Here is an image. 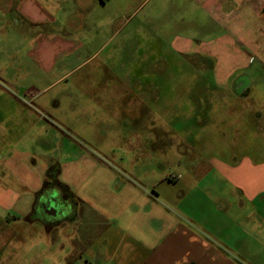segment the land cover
Instances as JSON below:
<instances>
[{
  "label": "rangeland",
  "instance_id": "obj_1",
  "mask_svg": "<svg viewBox=\"0 0 264 264\" xmlns=\"http://www.w3.org/2000/svg\"><path fill=\"white\" fill-rule=\"evenodd\" d=\"M12 2L4 15L0 1V264H134L144 189L173 223L229 224L247 207L230 177L242 161L264 165V56L244 16L221 20L216 0ZM21 4L51 22L33 24ZM241 66L232 93L216 85ZM48 168L77 199L42 221L33 188ZM250 250L239 262L264 264Z\"/></svg>",
  "mask_w": 264,
  "mask_h": 264
},
{
  "label": "crops",
  "instance_id": "obj_2",
  "mask_svg": "<svg viewBox=\"0 0 264 264\" xmlns=\"http://www.w3.org/2000/svg\"><path fill=\"white\" fill-rule=\"evenodd\" d=\"M0 1L3 4L2 12L5 15L11 11L13 2L12 0ZM227 4H231L232 8L225 10L224 6ZM101 5H104V3L101 2ZM16 11L20 16L32 21L33 24L44 25L46 22H51L48 19H44L45 23L43 22L47 11L42 7H39L34 15L30 14L31 11H25L23 4L18 6ZM210 11H213L216 17L230 23L235 22L236 17L239 15L244 16L246 18L244 21L248 25V34H251L249 36L251 48L256 49L264 56V0H216ZM258 32L261 39L260 45L254 39V34ZM55 39L51 38L49 41H45V46L47 48L53 47L56 44ZM238 45L240 46V44ZM254 59L256 58L253 57V60H250L252 61L251 64L255 63ZM246 69L248 70L249 67L242 68L241 66L231 69L229 80L226 81L222 79L223 77H220L216 85L222 90L227 88L232 93V87L237 84L241 77L245 76L243 71ZM99 84L102 83H92L91 86L103 87L98 86ZM103 84L106 87H115L109 86V82H103ZM78 109L83 110V107ZM88 109L91 110L92 107H88ZM243 162L236 167L230 181L236 187V191L240 192L236 196L235 203L238 202L237 205L240 203V205H247V207L240 208L237 213L226 216L231 221L229 224L224 222L212 224V220L203 219L202 214L197 215L199 217L197 221L201 220L207 223L210 220L206 227L173 223L171 213H165L164 216L156 214L157 210L153 206L162 197L156 194L153 188L150 193L147 189H144V195H141L142 193L137 194L136 196L143 199L144 203L141 204V211L133 216L136 235L132 236V244L139 249V252H145L146 255L133 256V260L130 262L141 264L146 260L144 264H241L239 259L250 260L258 253L252 254L250 249L258 247L260 250H264V219L262 217L264 215V165L252 167L249 165L250 163ZM45 173L46 171L43 173L41 190L36 193L38 188H33L35 191L34 202L39 199L41 193L45 196H53L54 199L57 198L59 201L62 199L65 203L68 195L73 201L77 199L76 193L73 192L74 186L71 184L73 183L71 178L57 181L55 177L49 176L46 178ZM166 179L170 181L172 178ZM52 187H55V191L51 190ZM218 201L219 209L225 210V205L219 199ZM146 207H149L150 210L145 211ZM31 210H33V205ZM151 219L159 220L161 226L159 228L149 226L147 222ZM109 231L110 229L108 230V237L111 238L112 235ZM103 238L107 237L104 235ZM121 240L118 239L117 242L119 243ZM215 245H218V248ZM227 246L231 247V252L226 250Z\"/></svg>",
  "mask_w": 264,
  "mask_h": 264
},
{
  "label": "water",
  "instance_id": "obj_3",
  "mask_svg": "<svg viewBox=\"0 0 264 264\" xmlns=\"http://www.w3.org/2000/svg\"><path fill=\"white\" fill-rule=\"evenodd\" d=\"M53 191H55V190H53ZM47 198L49 199V202H47L45 204L49 205V209L45 210V213L50 216L53 213H56V211L59 209V206L55 204V199L53 198V196H51V197L48 196ZM43 201H44V198L43 197H39V199L36 201V206L34 207L35 209H33V217H36L37 219H39L38 217H42V213H39L40 214V216H39L36 212H37L38 209H40V210H41V208L43 209V207L41 206V205L44 206ZM59 211H60V209L57 212H59ZM47 212H49V213H47ZM56 215H58V214H56Z\"/></svg>",
  "mask_w": 264,
  "mask_h": 264
},
{
  "label": "flooded vegetation",
  "instance_id": "obj_4",
  "mask_svg": "<svg viewBox=\"0 0 264 264\" xmlns=\"http://www.w3.org/2000/svg\"><path fill=\"white\" fill-rule=\"evenodd\" d=\"M51 190H55V187H52L51 188ZM44 195V194H43ZM45 196V195H44ZM46 197H48V195H46L45 197H43L44 198V201H43V203H44V206L43 205H41L42 207H43V209L41 208V210L40 209H38L37 210V214L40 216V214L39 213H42V217H38L40 220H42V221H46V220H48L49 219V215L48 214H46L45 213V210H48L49 209V205L48 204H45V203H47V202H49V199L48 198H46ZM56 197V196H55ZM46 199V200H45ZM55 204H59V200L57 199V198H55ZM58 200V201H57ZM42 204V203H41ZM35 209V208H34ZM35 211V210H34ZM35 213V212H34Z\"/></svg>",
  "mask_w": 264,
  "mask_h": 264
},
{
  "label": "trees",
  "instance_id": "obj_5",
  "mask_svg": "<svg viewBox=\"0 0 264 264\" xmlns=\"http://www.w3.org/2000/svg\"><path fill=\"white\" fill-rule=\"evenodd\" d=\"M54 168L53 169H50V168H48L47 170H46V173H45V175H46V177H49V176H51V177H54Z\"/></svg>",
  "mask_w": 264,
  "mask_h": 264
}]
</instances>
